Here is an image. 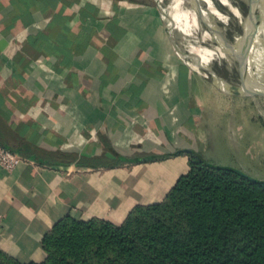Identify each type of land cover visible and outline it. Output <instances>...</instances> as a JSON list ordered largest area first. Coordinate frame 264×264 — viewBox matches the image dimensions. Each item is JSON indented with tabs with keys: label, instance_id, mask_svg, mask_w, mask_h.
Returning a JSON list of instances; mask_svg holds the SVG:
<instances>
[{
	"label": "crops",
	"instance_id": "0c3cea01",
	"mask_svg": "<svg viewBox=\"0 0 264 264\" xmlns=\"http://www.w3.org/2000/svg\"><path fill=\"white\" fill-rule=\"evenodd\" d=\"M171 35L157 0H0V108L16 132L39 130L26 139L75 159L0 167L1 250L41 262L65 216L120 224L161 202L191 157L209 161L227 129L252 127L247 98L189 68Z\"/></svg>",
	"mask_w": 264,
	"mask_h": 264
},
{
	"label": "trees",
	"instance_id": "16d2710c",
	"mask_svg": "<svg viewBox=\"0 0 264 264\" xmlns=\"http://www.w3.org/2000/svg\"><path fill=\"white\" fill-rule=\"evenodd\" d=\"M10 115L0 108L1 147L40 164L75 160L23 137ZM189 167L161 202L135 206L122 223L65 216L44 234L41 262L0 249V264H264V181L199 155Z\"/></svg>",
	"mask_w": 264,
	"mask_h": 264
},
{
	"label": "bare ground",
	"instance_id": "6f19581e",
	"mask_svg": "<svg viewBox=\"0 0 264 264\" xmlns=\"http://www.w3.org/2000/svg\"><path fill=\"white\" fill-rule=\"evenodd\" d=\"M157 1L161 5L163 19L167 24H171L168 27L174 38L175 52L189 68L207 78L210 76L207 69L212 67L213 63H216L239 75L240 71L238 69H240L242 58L238 55L227 53L220 45L219 37L224 38L230 44L241 45L245 39L243 28L253 27L255 34L252 36L253 41L250 47L251 64L262 69L257 79L264 78V47L255 46V44H259L258 42H264V14H261L264 12L260 14L256 12L255 16L257 18L252 19L249 24L246 21L248 18L245 16L244 11L233 0H209L211 5L208 0ZM195 1L204 7L202 8L203 16L201 18L211 28H217L218 24L220 35H217L210 27L200 22L195 7L188 5V3L193 4ZM238 1L241 5L249 3V0ZM163 2H165L164 5L161 4ZM258 4L264 5V0H261ZM208 14L213 16L217 24L209 22ZM229 26L233 27V29ZM234 28L241 31V36L237 34Z\"/></svg>",
	"mask_w": 264,
	"mask_h": 264
},
{
	"label": "rangeland",
	"instance_id": "374dc122",
	"mask_svg": "<svg viewBox=\"0 0 264 264\" xmlns=\"http://www.w3.org/2000/svg\"><path fill=\"white\" fill-rule=\"evenodd\" d=\"M208 2L211 5V2L209 0ZM161 4L164 5L165 2ZM260 5L261 4H258L257 6L258 14L264 12V5ZM211 8L213 9L212 6ZM246 8L247 6L242 4V10L245 11ZM261 14L263 15L264 13ZM231 28L233 29V27ZM234 29L237 34H241L240 30H237L236 28ZM172 40L174 42L173 36ZM258 43L259 44H255V46L264 47V42ZM212 67L215 68L223 77L236 81L237 74L234 71H230L225 67L217 65L216 63H213ZM252 70L255 76L258 77L262 69L254 65L252 66ZM238 71H240V69H238ZM203 78L209 83H211L210 77ZM258 80L264 85V78H260ZM246 98L247 99H244L243 103L240 106L241 113L239 112V114L241 115V118H248L252 123V127L249 129H246V127H242L240 132L235 128L227 129L228 137L225 140V144H220L217 147L212 144H209V148L205 155L211 163L221 166H232L234 168H238L239 170L246 173L248 176L264 181V99L261 97ZM227 111L230 112V110L228 109ZM21 118L22 117L18 118L17 116H14L13 120L16 122L24 123L25 121ZM227 119L230 118L228 117ZM16 124L15 128H17ZM242 124H244L243 121ZM23 134V137L27 135L25 131L23 132ZM27 136L29 139L36 141V139L40 137L39 130L37 129L36 132L33 131ZM222 137L223 133L221 132L218 136V140L221 142H223ZM42 142V140H39V143Z\"/></svg>",
	"mask_w": 264,
	"mask_h": 264
},
{
	"label": "water",
	"instance_id": "95a60500",
	"mask_svg": "<svg viewBox=\"0 0 264 264\" xmlns=\"http://www.w3.org/2000/svg\"><path fill=\"white\" fill-rule=\"evenodd\" d=\"M260 1L261 0H249V3L246 5L247 8L244 11V13H245V16L249 20V21L246 20L249 24L252 19L257 18L255 15L257 12L258 3ZM233 2H235V4H237L242 9V5L238 0H233ZM194 3L193 4L188 3V4L192 6L193 8L195 7V10L199 15L200 22L204 24L205 26L210 27L209 24L206 21H204V19L201 18L203 16L202 14L203 13L202 8H204L203 5H199V3L196 1ZM207 18H209V22L216 23L212 15L208 14ZM168 25H171V24L168 23L167 26ZM210 29H212V31H214L217 35L218 34L220 35V28L218 24H217V28L210 27ZM254 34H255V29L253 27L252 28L244 27L243 35L245 36V39L242 41L241 45L230 44L224 38L219 37V41H220L219 43L225 49V51H227V53L238 55L242 58L240 73L239 75H237L236 81L223 77L213 67H209L207 69V72L210 75L209 77L211 78V83L219 91L223 92L224 94L236 96V97H250V98L261 97L264 99V85L255 76L252 70V64H251L252 59H251L250 47L252 45L251 44V42L253 41L252 36ZM239 171L243 173L245 176L250 177L243 171L241 170ZM250 178L254 180L256 179L253 177H250Z\"/></svg>",
	"mask_w": 264,
	"mask_h": 264
},
{
	"label": "built area",
	"instance_id": "2783aa9c",
	"mask_svg": "<svg viewBox=\"0 0 264 264\" xmlns=\"http://www.w3.org/2000/svg\"><path fill=\"white\" fill-rule=\"evenodd\" d=\"M25 158L0 146V167L11 170L17 163Z\"/></svg>",
	"mask_w": 264,
	"mask_h": 264
}]
</instances>
